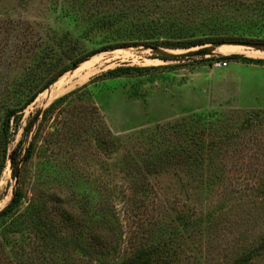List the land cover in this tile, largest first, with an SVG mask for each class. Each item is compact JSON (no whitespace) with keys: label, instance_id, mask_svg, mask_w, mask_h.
I'll use <instances>...</instances> for the list:
<instances>
[{"label":"rangeland","instance_id":"rangeland-1","mask_svg":"<svg viewBox=\"0 0 264 264\" xmlns=\"http://www.w3.org/2000/svg\"><path fill=\"white\" fill-rule=\"evenodd\" d=\"M191 1L194 25L217 16L220 33L264 45V0H0V124L26 84L41 87L119 34L129 45L73 66L11 123L7 158L29 120L25 147L39 132L17 176L7 158L0 175V210L22 193L0 223V264H115L140 249L158 252L156 264H264V66L164 61L183 50L133 44L158 18L180 23L177 7ZM202 47L214 46L186 50ZM46 51L45 71L36 69ZM230 55L264 60V48L217 46L204 58ZM120 66L148 69L106 74Z\"/></svg>","mask_w":264,"mask_h":264},{"label":"trees","instance_id":"trees-1","mask_svg":"<svg viewBox=\"0 0 264 264\" xmlns=\"http://www.w3.org/2000/svg\"><path fill=\"white\" fill-rule=\"evenodd\" d=\"M186 3H187L186 6L184 5L181 7L179 5L177 7V12H179V14L175 15V17L181 20L180 23H176L175 18H174L173 22L171 21L170 24L167 25L166 23H164L166 20H164L163 18H158V22L155 21L154 23H151L153 25L154 30H149L148 32H145L141 35L134 34L133 44H136V45L141 44V45H145L149 47H162L165 49H172V50H186V49H190L193 47L209 45V44L230 43V42L249 43V42L254 41V40H251V38L248 40L247 37L240 36L239 33H237V35L235 34L233 35L232 30H231V34L225 33V32L220 33L222 26L220 25L217 16L215 17V16L208 14L204 18H201V21H199L197 24L194 25V22L197 18L195 11L200 3H197V1H191V2H186ZM187 13H191V14L187 16ZM110 19L113 20V18H110V16H107V18L104 17L103 19H101L102 21L100 25L103 26L104 23H108ZM155 28L158 29V31H156ZM225 30L226 32H229L228 28H225ZM123 39L124 38L121 36V34H119L117 38L118 44H112L110 46H105V48H102L100 50H93L91 52L81 54L80 57L70 60L71 62L69 64L60 68L57 72H55L52 75L51 78L45 81L44 84L41 85V87L39 88L32 86V82L31 83L27 82L29 84L25 85L24 95L21 98V99H24L23 102L20 103L18 99L15 102L17 104L14 103L11 106H6L3 110V117L1 120V124H0V138H1L0 141L2 142V145H4V148L1 153L0 175L2 173V170L5 165V161L7 158L6 146L10 142V139L13 136L11 134V123H14V121L19 120L20 118L19 113H21L25 108H27L36 99V97L39 94L43 93L51 84H53L58 78H60L63 74L69 71L73 66H76L86 61L88 58L92 57L93 55L97 54L100 51L107 50V49L128 47L129 45H127L125 40ZM49 53H50L49 51H46L44 56L38 57L36 69H41L45 71L44 67L46 66L45 64L46 60L50 58ZM158 58L164 61L189 60L183 57L164 58V57L159 56ZM201 59L202 60L206 59L204 61L209 62L210 64H212L214 61H233V62H241V63H246V64L264 66V60L262 59H251V58L232 56V55L221 56V57H211V58L202 57ZM147 69L148 68L121 67L120 66V67H117L113 70L106 72V74L112 77L113 76L118 77L122 74L132 72V73H135L137 76H144V72ZM33 89H36V90H33ZM80 89L81 88L76 89L68 94H65L55 99L44 110L41 118L45 120L57 109V107L62 106L67 100V98H69L70 96L80 91ZM18 102L20 104H18ZM213 116L214 115H211V116L205 115V116H199V118L213 117ZM208 119H211V118H208ZM33 123H34L33 119L27 122L26 126L23 128L22 140H20L17 143L16 147L12 150L11 154L7 158L14 177H15V172L17 170V166L19 165V163L24 164L28 162L32 157L35 137H36V134L39 132V130H36V133L32 136L31 141L28 142L26 147H25V142L32 130ZM21 201H22V193L19 188H15L9 203L2 210H0V223L2 221H5L6 218H8L12 213H14V211L17 208L20 207ZM263 247H264V242H263ZM159 256L160 255L158 254V252H155L152 250H141L140 249L135 254H132L129 257H126V258L123 257L122 259H120L119 262L115 264H154V263L156 264L160 259ZM251 258L247 256L241 262H239V264H244L247 261H249Z\"/></svg>","mask_w":264,"mask_h":264},{"label":"water","instance_id":"water-1","mask_svg":"<svg viewBox=\"0 0 264 264\" xmlns=\"http://www.w3.org/2000/svg\"><path fill=\"white\" fill-rule=\"evenodd\" d=\"M212 45L214 47L228 45V46H245V47H251V48H264V45H262L261 43H253V42H249V43L230 42V43H218V44H212ZM214 47H202V48H198L195 50H183V52H171L172 54H165L164 56L179 57V58L181 57L183 58L207 57L213 54ZM152 48L155 50H158L157 47H152ZM167 50H170V49H167ZM75 68L76 66L73 67V69ZM16 176H17V173H15V177Z\"/></svg>","mask_w":264,"mask_h":264},{"label":"bare ground","instance_id":"bare-ground-1","mask_svg":"<svg viewBox=\"0 0 264 264\" xmlns=\"http://www.w3.org/2000/svg\"><path fill=\"white\" fill-rule=\"evenodd\" d=\"M85 77H86V75L85 76H80L79 78H77L78 81H74V80L71 81L70 80V81H67V82H64V81L60 82L58 85L53 87L49 92L43 94L45 102L46 103L50 102L53 98L63 94V92H65V91H67L69 89H72L73 86H75V84H79V83L83 82Z\"/></svg>","mask_w":264,"mask_h":264},{"label":"built area","instance_id":"built-area-1","mask_svg":"<svg viewBox=\"0 0 264 264\" xmlns=\"http://www.w3.org/2000/svg\"><path fill=\"white\" fill-rule=\"evenodd\" d=\"M227 65V63L225 61H215L213 63V67L215 68H222L225 67Z\"/></svg>","mask_w":264,"mask_h":264}]
</instances>
